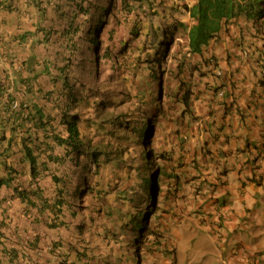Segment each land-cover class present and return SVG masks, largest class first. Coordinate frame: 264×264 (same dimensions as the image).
Instances as JSON below:
<instances>
[{"label": "crops", "instance_id": "obj_1", "mask_svg": "<svg viewBox=\"0 0 264 264\" xmlns=\"http://www.w3.org/2000/svg\"><path fill=\"white\" fill-rule=\"evenodd\" d=\"M196 2L140 0L135 7L143 15V29L156 30L162 28V21L170 24L174 19L193 25L195 19L184 6ZM48 15L52 12L48 11ZM32 16L33 7L26 4H19L12 11L0 9V178L7 179L16 172L17 182L24 187L32 183L31 165L26 161L21 138L32 127V121L26 110L21 117L15 116L8 101L14 98L50 111L61 96L60 90L64 91L66 77L58 63L57 49L54 50L58 33L51 39L44 38L37 32L40 18L37 11L36 20ZM175 40L179 42L173 49L178 44L182 52L187 51L188 35L177 31ZM150 42L148 38L135 47L140 49L139 55L143 52L141 60L153 51ZM209 56L215 57V66L204 63ZM179 57L173 60L174 71ZM185 59L182 71L193 72V79H197L194 86L199 93L194 101L197 119L179 118L180 130L170 146L174 158L179 160L178 167L173 161L170 167L174 176H180L181 185L174 200L168 202L167 215L161 219L160 231L167 241L157 240L156 259L168 264L167 250L173 248L175 264H182L184 255L189 258L191 252L180 249L181 243L190 238L189 234L182 235L181 225L188 222L194 231L196 227L191 220L197 218L208 222L211 230L215 227L221 232L224 243L213 238L216 244L226 246L224 264H264V19L254 23L240 18L222 32L219 40L212 41L203 55L187 54ZM217 69L222 71L221 76L215 74ZM189 80L191 75L185 81ZM222 90L223 97L217 95ZM56 128L63 131L57 124ZM17 133V138L10 141L11 135ZM43 136L39 134V140H44ZM184 162L191 164L190 169L182 166ZM55 167L53 164L52 168ZM187 168L189 174L184 171ZM42 177L39 184L45 193L50 192L51 175ZM211 180V184L207 183ZM215 182L218 183L215 190L208 191ZM13 184L0 187V221L5 217L1 223L5 236L10 239L39 229L49 231L46 227L49 212L29 211L26 203L10 198ZM186 188L198 192L188 198ZM185 204L190 205L194 216L187 221L183 219L187 213ZM195 210L200 212L195 214ZM246 220L255 227L252 234L244 231L248 227Z\"/></svg>", "mask_w": 264, "mask_h": 264}, {"label": "rangeland", "instance_id": "obj_2", "mask_svg": "<svg viewBox=\"0 0 264 264\" xmlns=\"http://www.w3.org/2000/svg\"><path fill=\"white\" fill-rule=\"evenodd\" d=\"M117 2L118 5L113 14L108 19H105L107 20L105 27L98 30V23L94 21L91 14L85 18L79 16L76 19V23L81 24L83 31L79 35L74 34L73 36H64L62 34L60 40L54 46V50L57 49L58 63L61 67L63 65L69 67L72 62L67 73L70 77L69 81L74 85L75 92L83 96V98L87 96L80 101L75 110V112L81 114L83 119L81 132L84 136L83 138H85V143L88 142L86 145L90 144L94 149L95 146H98L96 149L105 152L99 160L100 162L106 160V163L99 165L100 168H97V165L93 164L90 157L84 154L78 174H74L75 181L79 183L71 186L73 192H78L82 187L80 175L83 176L84 174L89 176L88 181L92 182L94 186L99 182L104 183L105 188H108L106 182L109 179L112 180L113 177L111 175L113 176L115 171L120 172V175H117L116 178L124 185H132L136 182L141 174L140 171L145 170L146 173V170H148L149 174L153 172L156 175L159 162L157 155H169V147L172 145L175 134L179 133L180 130L177 120L179 110L168 96L172 89L178 87V81L172 80L168 74L164 76L162 78L164 95L160 98L158 96L160 80L158 79L162 76L161 73L143 71L142 68L122 72L117 67L118 61L111 57L114 53L117 59V55L122 53V50H120L121 39L127 37L125 34L126 27L117 29V34L116 36L114 35L115 27H119L115 25L116 17L117 15L121 16L119 9L121 6L120 0ZM20 5H24L23 2ZM95 11L96 8H93L92 12L94 13ZM32 20H36V9L34 8ZM119 20L122 21V18L119 17ZM92 30L95 34L100 35L103 40L102 52H106L108 57H94L93 53L87 50V47L92 43L89 40L83 41L88 39ZM166 64L170 66L169 62ZM85 72H87L85 75L86 79L83 78V73ZM153 73L156 75H153ZM96 75L98 76L97 80H95L97 78ZM189 75L190 73L186 72L185 76ZM92 87H94L95 91L98 90L96 91V96H89ZM110 100H114L116 104H110ZM159 111L160 114H158ZM147 122L149 123L148 130L146 137L143 138L140 133ZM119 147L123 150L121 151V156H119ZM146 150H154L155 153H158L153 157L150 164L144 158ZM164 165H166L165 159L161 162V166ZM190 165L187 162L182 163L184 167ZM67 168L74 170L71 163H69ZM188 168L184 171L189 174L190 168ZM166 180L164 176H161V191H156L155 193V195L158 194V199L156 204L153 203L155 209L149 218V230L155 229L156 225L160 229L161 224H163L161 219L167 215V208L170 205L167 200H165L164 205L161 202L165 198L166 187L164 184ZM211 182L212 180L207 183L211 184ZM188 190L189 188H186L184 192L189 198L192 194ZM131 199L133 200L132 197ZM130 203H132L134 208L132 210L135 212L148 207L142 197H139L137 202L133 200ZM75 204L74 211L77 215L74 218L71 213L70 217H68L69 228L65 230L56 229L52 231L53 235H50L45 229H39L38 232L32 230V234L28 233L11 237L9 247L18 250L19 255L25 256L26 260H32L35 258L34 253L25 246L27 237L31 239L35 237L36 233H39L43 236L42 242L44 241V243L45 240L49 239L48 244H50L53 240L59 238L68 241L72 238L71 235L77 232V227L79 225L82 226L80 222L84 220L85 227L81 234L85 240L91 242V251H89L90 255L85 258L86 262L83 259L85 262L83 264H148V260H153V263L150 264H161L158 259H152V256L147 255L145 242L148 240L149 234L145 233L142 237H139V246H137L134 239L138 237V233L128 230V226H126L128 222L122 224V219L117 218L119 212L117 210L115 213L111 211L112 207L109 204L99 201L93 194L85 196L83 202H80L77 198ZM185 205L187 213L183 216V219L187 221L189 218H194V216L191 214L190 205ZM93 207L97 210L95 213H93ZM84 215H87L86 219L83 218ZM191 221H193L192 226L196 227L194 231L188 222L186 225L184 223L181 225L182 235L189 234L190 238L181 243L180 249H184L185 252H191L189 258L185 255L182 257L181 263L203 264L205 262V264H224L223 252L226 246L225 244L215 243V239L224 243L221 232L217 231L215 233L212 231L208 222H200L197 218ZM121 224L123 227H119ZM245 225L248 227L244 231L246 233L250 231L252 234L255 230L254 225H250L248 220H246ZM108 229L114 232V236L110 239L106 236ZM196 231L198 239H194ZM245 232L243 233L245 234Z\"/></svg>", "mask_w": 264, "mask_h": 264}, {"label": "trees", "instance_id": "obj_3", "mask_svg": "<svg viewBox=\"0 0 264 264\" xmlns=\"http://www.w3.org/2000/svg\"><path fill=\"white\" fill-rule=\"evenodd\" d=\"M118 0H0V9L12 11L18 8L19 4L32 6L36 9L39 20L37 24V32L42 34L44 38L51 39L53 35L59 34L61 36L74 34H80L82 30L81 24L76 23V19L79 16L84 18L88 15H92L94 21H96L97 29H102L108 19L114 12L118 5ZM140 2V0H120V10L125 13L128 18L129 15L136 9L135 3ZM52 9V15L49 17L48 8ZM96 8L93 13L92 9ZM185 9L190 12L191 16L195 19V23L192 26H181L184 28L188 35V52L181 54L178 58L177 68L178 73H181L182 66L186 62L187 54L203 55L211 42L214 40H219L222 32L227 31L230 24L238 21L240 18H245L248 21H253L257 23L264 19V0H197L193 6H185ZM68 24V28L63 27V32L59 31L58 23ZM119 21L117 20V23ZM142 18L138 16L137 22L133 27L132 34H137L139 36V31L142 29ZM177 25L170 26L166 30L158 28L153 30L150 34L146 29L144 31V40L148 38L151 39V47L154 46L155 41L158 40L156 47L152 55H150L146 61L147 63H154L157 61L158 69L160 68L161 73H165L162 68V59L167 56L170 50V45L174 42V37L176 35ZM168 32H171L170 37ZM165 34V36H162ZM161 37V38H160ZM92 44L88 46V51H96L99 55L102 48V39L100 35L95 34L93 30L89 33L88 39ZM145 43V42H144ZM211 60H215L214 56H209L205 58L204 63H209ZM98 78V77H97ZM97 78L95 80H97ZM64 91L60 90V95L58 101L53 103V107L50 111H44L43 108L33 105L26 106V104L19 102V108H13V103L16 101L14 98L9 99L8 106L12 108L15 116H22L24 110L27 111V115L32 121V127L25 130V135L22 136L21 141L25 151V159L29 161L31 165L30 180L32 183L29 187L22 186L17 179L18 174L15 172L13 176L7 179L0 178V187L2 185H10L14 182L12 188V193L10 198H16L22 203L27 204V210H36L40 212L48 211L50 216L47 221L49 229L65 230L69 228L70 214L75 216L77 213L74 211V206L76 205V199L78 198L80 202H83L84 197L88 194H93L94 197L99 199V201H104L112 207L114 213L116 210L119 212L117 216L118 219H122L123 223L128 226V230L132 232H137L139 236L143 234L147 225L149 223L148 218L154 213L155 205L157 203L156 191L159 189V176L164 173V171L159 168L157 176L150 175L148 170L140 171V175L136 182L132 185H124L120 183L116 177L120 175L119 171H115L112 180H107L106 184L108 188H105L104 183L97 182L96 185L88 181L89 176L84 174L80 175V181L82 182V187L77 192L71 190V186L75 183V175L78 174V170H71V172L58 174L56 170L52 168V165L56 166L63 165L70 158L75 162L76 166L80 165L82 157L84 154L92 160L93 164L100 168L102 163L100 162V157L105 153L95 146V149L90 144L86 145L88 142H84L83 135L81 133V123L83 119L81 115L76 113H71L76 110L80 101H82L83 96L74 93V87L69 83L67 76L64 78ZM68 89L69 92H65ZM98 91V90H96ZM96 91L94 88L90 89L89 96H96ZM181 101L184 105V110L181 113V117H184L187 111H191V91L186 89L181 94ZM110 104H116L114 100H110ZM26 108H23L25 107ZM6 111V110H5ZM25 113V112H24ZM57 122V123H56ZM114 123V121H112ZM56 124L63 128V132L56 129ZM148 124L144 125L140 136L146 137ZM15 129V128H14ZM39 132V133H38ZM66 133L65 136L61 134ZM39 134H44V140H39ZM18 136L17 134H12L10 141H14ZM3 137V136H2ZM60 146V147H59ZM60 148V150H57ZM119 156L122 155L123 150L119 147ZM168 150V149H167ZM170 161H173V165L178 167V159L174 158L171 151L168 150ZM76 154V159L74 157ZM148 152H145V160L150 162ZM167 154H162L161 157H166ZM51 165V168H50ZM100 165V166H99ZM42 166V167H40ZM148 167V166H147ZM42 175H51L52 186L50 192H44L43 188L39 184ZM167 169L165 171V176L167 178L172 177ZM82 178V180H81ZM121 179V177H119ZM17 183V184H16ZM169 185V184H167ZM138 201L139 197L147 203L144 210L138 212L133 211L132 202ZM6 203V202H5ZM6 209L8 206H5ZM80 207H82L80 205ZM115 207H117L115 209ZM95 213L97 210L93 207ZM132 214L131 216H129ZM115 216V215H114ZM84 219L87 215L83 216ZM82 224L77 227V232L74 233L72 238L68 241L59 238L53 241L51 248L49 249L48 256L38 258L37 264H43L40 260H45V264H83L86 262L85 258L88 257L89 251H91L89 240H85L83 235V229L85 227V221L80 222ZM79 223V224H80ZM119 225V227H123ZM125 226V225H124ZM125 226L126 230L127 227ZM106 236L110 239L114 236V232L108 229ZM109 233V234H108ZM4 234L0 235V245L4 244ZM7 238V237H6ZM38 240H30L27 242V246L31 249H35L32 244H37ZM152 243V242H151ZM135 244H138V237L135 239ZM0 246V253L3 252ZM8 250L5 251V254ZM10 258H13L12 252L9 253ZM57 258V259H56ZM56 259V260H55ZM85 262H84V260ZM35 261V262H36ZM5 261H0L4 263ZM10 262H6L8 264ZM88 263V262H87Z\"/></svg>", "mask_w": 264, "mask_h": 264}, {"label": "clouds", "instance_id": "obj_4", "mask_svg": "<svg viewBox=\"0 0 264 264\" xmlns=\"http://www.w3.org/2000/svg\"><path fill=\"white\" fill-rule=\"evenodd\" d=\"M173 1H176V0H173ZM136 4V3H135ZM185 6H189V5H185ZM184 6V7H185ZM193 6V5H192ZM191 7V6H190ZM120 9V8H119ZM48 11L49 12H52V9L51 8H48ZM190 13V12H189ZM120 15L121 16H118L117 15V17H116V20H115V25H117V26H119V27H115V32H114V35L116 36V34H117V32H116V30L117 29H120L121 27H126V30H125V34H126V36L127 37H123L122 39H121V48H120V50H122V53H120V54H118L117 55V59H116V57H115V55H114V53L112 54V58H114V60H117L118 61V63H117V67H118V69L119 70H129V71H134V70H138V69H140V68H142V70L143 71H147V72H159V73H161L160 72V68L158 69L157 67H158V64H157V61H155L154 63L152 62L151 64L150 63H147V61H146V59L150 56V55H152V53H153V51H154V48L156 47V45H157V43H158V40H156L155 41V44H154V46H153V51L151 52V54L146 58V59H144V60H141L142 58H143V52H141V55H139L138 54V51L140 50L139 48H136L135 49V47L138 45V44H140V43H142L143 42V40L145 39V37H144V31H145V29H143V26H142V29L139 31V33L138 34H140L139 36H136L137 34H132V31H133V27H134V25H135V22H137V18H138V16H141V18L143 17V15L142 14H140V13H138L137 11H136V9L129 15V17L127 18L126 17V15H125V13L124 12H122L121 10H120ZM191 15V14H190ZM154 15H152V17H153ZM119 17H121L122 18V21L121 20H119ZM117 20L119 21L118 23H117ZM176 19H174V22H172V23H170V24H168L169 22H161L160 23V25L162 26V30H166V29H168L170 26H173V25H177V29H176V33H177V31H179V32H182V33H184L185 35H187V33H186V31L184 30V28L181 26V24H183L184 26H186V24H184V23H182V22H179V21H175ZM105 22H107V20H105ZM142 23H143V20H142ZM107 24V23H106ZM66 25L67 24H63L62 22H59L58 23V30L59 31H61V32H63V30H64V28L63 27H65L66 28ZM142 25V24H141ZM106 26V25H105ZM104 26V27H105ZM189 26V25H188ZM192 26V25H191ZM60 28H62V29H60ZM68 28V27H67ZM148 31H149V33L151 34L152 33V31H153V29H151V30H149V29H147ZM170 35H171V32H168V36L167 37H170ZM64 36H69V35H65L64 34ZM162 36H165V34H163V35H161V37ZM160 37V38H161ZM176 39V35H175V37H174V42L170 45V50H169V53H168V55L167 56H165V57H163V59H162V68L165 70V73H161L162 74V76L158 79V80H160V82H159V91H158V96H160V98H162L163 97V87H164V84L162 83V78L164 77V76H166L167 74L168 75H170V77H171V79L172 80H177L178 81V87H176V88H174V89H172L171 90V92L169 93V98L176 104V106H177V108H178V110H179V114H178V118H177V120L179 119V118H183V119H188V120H192L193 118H194V120L195 119H197V116L195 115V108H194V106H195V103H194V101H195V98L199 95V93L197 94V92L195 91V88H194V86H197V79L195 78V79H193V77H194V74H193V72H191L190 73V75H191V80H189V81H185V80H187L188 78H189V76H185V74H186V72H183V71H181V73H178V68H177V71H174V62H173V60H175L176 59V56H181V54H183V53H187L188 52V49H187V51H185V52H182V50L181 49H179V45L177 44V48L176 49H173V45L176 43V42H179V41H176L175 40ZM60 40V36H59V34L57 35V42ZM86 40V39H85ZM85 40L83 41V42H85ZM103 41V40H102ZM189 41V40H188ZM91 46V45H90ZM102 46H103V44H102ZM188 46V45H187ZM88 48V47H87ZM110 49V48H109ZM111 50V49H110ZM89 52H92L93 53V56L95 57V56H97V57H101V58H105V57H108V54L105 52V53H103L102 52V48H101V51H100V53H99V55L98 54H96V51H89ZM167 62H169V64H170V66H167ZM209 64L211 65V66H215L216 64H215V61L214 60H211V62H209ZM72 65V62L70 63V66ZM69 66V67H70ZM67 65H64V66H62L61 68L63 69V72H65V74H66V76H67V79H68V81H69V79H70V77H69V74L67 73V70H68V68H69ZM124 68V69H123ZM150 69V70H149ZM218 71H216L215 72V74L217 75V76H221L222 75V71L221 70H219V69H217ZM87 74V72H85V73H83V78L84 79H86L87 77L85 76ZM201 74H204V72H200V75ZM153 75H156V74H154L153 73ZM197 75L199 76V73H197ZM215 75V76H216ZM96 77H98L97 75H96ZM98 79V78H97ZM112 81V80H111ZM69 83H70V81H69ZM73 85V84H72ZM73 87H74V85H73ZM92 88H94V87H92ZM186 89H190V91H191V111H187V113H186V115L184 116V117H181L180 115H181V113H182V111L184 110V105L182 104L183 102L181 101V94L183 93V91H185ZM73 92L74 93H76L75 92V89L73 90ZM224 94H225V92L222 90V91H220V92H218L217 93V95H220V96H224ZM26 106H28L27 104H26ZM26 106L25 107H23V108H26ZM13 108H19V102L16 100L14 103H13ZM71 113H76L75 112V110L74 111H72ZM79 113V112H78ZM80 114V113H79ZM158 114H160V111L158 112ZM81 115V114H80ZM157 117V116H156ZM156 117H155V119H156ZM146 124H149L148 122L147 123H145V125ZM143 128V127H142ZM57 129V128H56ZM61 131V130H60ZM61 132H63V131H61ZM82 133V132H81ZM62 136H65L66 135V133H64V134H61ZM83 135V134H82ZM175 136H178V133L177 134H175ZM84 137V136H83ZM84 139V142H85V138H83ZM186 139V138H185ZM173 142V141H172ZM171 146V145H170ZM169 151H171V153L173 154V150H171V147H169ZM146 152H148L149 154H151L150 155V158L152 157V159L150 160V162L153 160V157L156 155V154H158V153H155L154 152V150H146ZM75 155L76 154H74V157H75ZM159 156H162V154H158L157 155V158H158V160H159V162H158V165H157V169H156V175L155 176H157L158 174H157V172H158V169L159 168H161L163 171H164V173H162L160 176H159V189H157V192H159V191H161V183H160V178H161V176H164L167 180H166V182H165V184H164V186L166 187V190H165V198H164V201H161V202H163V205H164V202H165V200H167L168 202H169V200H174V198H175V194L177 193V191H178V187H180V185H181V183H180V176H174V175H172V177H170V178H167L166 176H165V171H166V169L171 173V174H173V171L171 170V161L168 159V157H169V155L167 154L166 155V157H159ZM75 159H76V157H75ZM165 159V162H166V165H164V166H161V162L163 161ZM150 162H149V164H150ZM69 163H71L72 164V167L74 168V170H78V169H80V165L79 166H76L75 165V162L74 161H72V159H68L67 160V162L65 163V164H63V165H60V166H56L55 168H54V170H56L57 172H58V174H62V172H65L66 171V173H68V172H71V168H67V166L69 165ZM81 163V162H80ZM149 172V171H148ZM150 175H154V173L152 172V173H150ZM167 184H169V185H167ZM218 186V183H214L213 185H210L209 187H208V191H214L215 190V188ZM198 192V189H193V190H189V193L190 194H192V196H195L196 195V193ZM158 195V194H157ZM157 195H156V198H157ZM158 199V198H157ZM200 210H202V209H200ZM140 211V210H139ZM138 212V211H137ZM195 212V214H198L200 211L199 210H195L194 211ZM151 217V216H150ZM149 217V218H150ZM148 218V220H149V223H148V225H147V228L145 229V231L143 232V234L141 235V236H139L138 235V239H139V237H142L145 233H148L149 234V236H148V240L145 242L146 243V248H147V255H149V256H152L153 258L152 259H156V254H155V252H156V250L157 249H155V245H157V243H158V241L157 240H160V238H162V239H164V241H167L166 239H167V237L166 236H163L162 235V233H161V231L159 232V226L158 225H156L155 226V229H152V230H149L148 229V226H149V224H150V219ZM5 221V217H3V220L2 221H0V235L1 234H4V232H2V230H1V223L2 222H4ZM160 225V224H159ZM46 227H47V229L49 230V231H47V232H49V234L50 235H53V232L52 231H54V230H52V229H49V227H48V225H47V222H46ZM212 231H214L215 233L217 232V231H219L218 230V228H213L212 229ZM5 235V234H4ZM7 236H4V241H5V243L4 244H1L0 246H1V248H2V250H4L3 252H1L0 253V261H5L4 263H1V264H6V262H10V263H8V264H37V262H39V261H36L38 258H42V257H47L48 256V252H49V249L51 248V246H52V244H53V241L50 243V244H48V241H49V239L48 240H45V243H44V241L42 242V240H43V236L41 235V234H39V233H37L36 234V236L34 237V238H31V239H26L25 240V246H26V248H28L32 253H34V256H35V258L34 259H30V260H26L25 259V256H20L19 254V251L18 250H16V249H11L10 247H9V240L10 239H8V237L6 238ZM137 238V237H136ZM169 238V237H168ZM30 240H38V243L37 244H32L33 246H35V249H31V248H29L28 246H27V242H29ZM160 241H162V242H164L163 240H160ZM134 242H135V239H134ZM152 242V243H151ZM7 243H8V245H7ZM139 244V243H138ZM158 245H160V244H158ZM173 245V244H172ZM6 250H8V253L7 254H5V251ZM175 250V248H173V249H171V251H169V250H167L168 252H169V257H170V261H169V263L168 264H175V256H174V251ZM10 252H12V256H13V258H10V256H9V253ZM21 259H24V260H21ZM56 260V259H55ZM36 261V262H35ZM44 261L45 260H40V262H43V264H45L44 263ZM158 261L161 263V264H163L161 261H160V259H158ZM150 263H153V260H148V264H150ZM52 264H54V263H52ZM156 264V263H155Z\"/></svg>", "mask_w": 264, "mask_h": 264}]
</instances>
